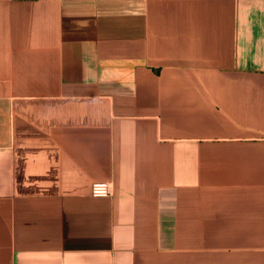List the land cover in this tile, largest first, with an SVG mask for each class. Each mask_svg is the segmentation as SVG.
I'll return each mask as SVG.
<instances>
[{
  "label": "crops",
  "instance_id": "obj_1",
  "mask_svg": "<svg viewBox=\"0 0 264 264\" xmlns=\"http://www.w3.org/2000/svg\"><path fill=\"white\" fill-rule=\"evenodd\" d=\"M0 264H264V0H0Z\"/></svg>",
  "mask_w": 264,
  "mask_h": 264
},
{
  "label": "built area",
  "instance_id": "obj_2",
  "mask_svg": "<svg viewBox=\"0 0 264 264\" xmlns=\"http://www.w3.org/2000/svg\"><path fill=\"white\" fill-rule=\"evenodd\" d=\"M91 194L95 196L109 195L110 186L106 181H94L91 183Z\"/></svg>",
  "mask_w": 264,
  "mask_h": 264
}]
</instances>
